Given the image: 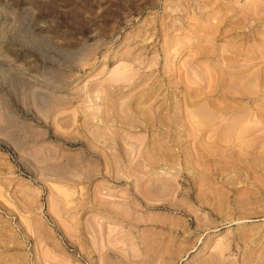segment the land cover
Segmentation results:
<instances>
[{
    "label": "rangeland",
    "instance_id": "obj_1",
    "mask_svg": "<svg viewBox=\"0 0 264 264\" xmlns=\"http://www.w3.org/2000/svg\"><path fill=\"white\" fill-rule=\"evenodd\" d=\"M0 264H264V0H0Z\"/></svg>",
    "mask_w": 264,
    "mask_h": 264
}]
</instances>
